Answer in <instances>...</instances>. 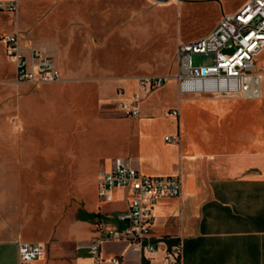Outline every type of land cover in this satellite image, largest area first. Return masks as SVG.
I'll return each instance as SVG.
<instances>
[{
	"label": "crops",
	"instance_id": "1",
	"mask_svg": "<svg viewBox=\"0 0 264 264\" xmlns=\"http://www.w3.org/2000/svg\"><path fill=\"white\" fill-rule=\"evenodd\" d=\"M54 65L58 70L55 62ZM10 66L14 74L11 63ZM129 82L133 86H128ZM62 83L72 84L68 80ZM19 85L15 92L25 84ZM173 87L178 104L188 103L189 111L193 104L196 112L203 111L214 118L223 117L238 104L182 99L184 95H178L174 83ZM162 88L147 95L139 105L138 117L130 118L121 116L116 105L133 92L134 81L118 84L101 78L96 85L94 117L102 138L96 139L84 154L98 164L93 185L97 173L108 170L116 158L145 177L178 176L181 183L177 198H163L153 206L149 242L157 256L148 261L132 252L127 242L106 241L99 247L101 264H111L109 260L113 258L119 264H163L162 253L177 244L181 247V264H264V152L246 149L244 128H237L232 136L224 132L223 126L187 127L181 123L179 128L178 117L168 116L171 110H177L179 116L178 109L165 106L156 113L151 104L146 105V100ZM117 89L122 94H117ZM106 104L120 116H98L96 110ZM9 107L12 125L0 121V131L8 128L15 137L22 133L26 119L32 122L40 115L36 103L21 97H15ZM175 134L177 142L164 141ZM37 150L38 145L33 143L0 141V264H17L18 242L46 245L43 259L31 264H92L87 246L102 228L122 227L117 218L126 211L125 194L114 191L110 203L101 202L122 204V209L110 211L117 214L113 218L98 206L93 210L99 209V213H93L79 205L74 209V219L47 227V214L55 209L45 200L52 187H42L44 192L39 193ZM49 176L47 172L44 181ZM39 197L42 200L37 205ZM62 210L58 207L57 213ZM88 214L98 216L88 219Z\"/></svg>",
	"mask_w": 264,
	"mask_h": 264
},
{
	"label": "rangeland",
	"instance_id": "2",
	"mask_svg": "<svg viewBox=\"0 0 264 264\" xmlns=\"http://www.w3.org/2000/svg\"><path fill=\"white\" fill-rule=\"evenodd\" d=\"M243 1L17 0L14 15L0 13V38L17 33L21 46L45 50L59 70L58 82L25 84L15 92V86L20 85L14 83L12 68L0 43V121L12 125L9 106L15 97L31 100L40 107L39 117L32 122L26 119L21 134L15 137L6 128L0 131V141L38 145L39 193L44 192L42 187H52L45 200L55 209L47 214V227L74 219V209L79 205L93 213H99L100 209L111 218L117 214L110 211L122 209V204L104 205L98 200L93 185L98 164L84 156L96 139L102 138L94 117L98 81L106 78L119 84L149 75L172 78L177 71V44L205 36L222 13L235 10ZM208 60L203 55L190 56L193 67L207 65ZM255 65L263 77L261 96L257 99L182 96V99L238 103L223 117L196 112L193 104L190 111L188 103L178 104L175 82L171 79L146 100V105L151 104L156 113H161L165 106L178 109L179 128L181 123L187 127L223 126L224 132L231 136L237 128H244L246 149L264 152V51L257 56ZM65 80L72 84L62 83ZM4 106L8 107L5 111ZM109 107L106 104L97 109V115L120 116ZM47 172L51 177L46 182ZM41 200L39 197L37 205ZM60 206L63 210L58 214ZM96 206L99 209L93 210Z\"/></svg>",
	"mask_w": 264,
	"mask_h": 264
},
{
	"label": "built area",
	"instance_id": "3",
	"mask_svg": "<svg viewBox=\"0 0 264 264\" xmlns=\"http://www.w3.org/2000/svg\"><path fill=\"white\" fill-rule=\"evenodd\" d=\"M17 0H0V13L14 15ZM3 51L14 70L16 84H51L60 80L52 57L43 49L19 44L17 33L0 38ZM264 51V0H245L236 10L222 14L215 25L203 37L176 46L177 71L172 78L158 75L141 76L134 80V90L118 101L117 111L123 117L137 118L140 103L151 92L162 88L171 79L178 95L212 97L217 99H257L261 94L262 75L255 62ZM209 57L207 65L193 67L190 56ZM117 94H122L117 89ZM215 99V98H214ZM168 116L177 118L178 111ZM178 135L166 136L164 141L175 143ZM181 183L178 176L145 177L130 168L122 159L111 161L108 170L96 175V197L102 203H110L114 191H122L126 197V211L117 218L121 228H102L97 238L87 246L92 264H101L99 247L106 241L127 242L132 252L150 261L158 252L149 242L153 223V206L163 198H177ZM17 264H31L41 260L46 253L44 243L18 242ZM163 264H181L179 244L162 253ZM109 263L119 264L118 259Z\"/></svg>",
	"mask_w": 264,
	"mask_h": 264
},
{
	"label": "water",
	"instance_id": "4",
	"mask_svg": "<svg viewBox=\"0 0 264 264\" xmlns=\"http://www.w3.org/2000/svg\"><path fill=\"white\" fill-rule=\"evenodd\" d=\"M153 2H156V3H165V2H168L170 0H151ZM220 97H227V96H215L214 98L217 99V98H220ZM236 98H239L238 96H235Z\"/></svg>",
	"mask_w": 264,
	"mask_h": 264
},
{
	"label": "trees",
	"instance_id": "5",
	"mask_svg": "<svg viewBox=\"0 0 264 264\" xmlns=\"http://www.w3.org/2000/svg\"><path fill=\"white\" fill-rule=\"evenodd\" d=\"M98 215H96V214H88L86 217L88 218V219H92V218H96Z\"/></svg>",
	"mask_w": 264,
	"mask_h": 264
},
{
	"label": "bare ground",
	"instance_id": "6",
	"mask_svg": "<svg viewBox=\"0 0 264 264\" xmlns=\"http://www.w3.org/2000/svg\"><path fill=\"white\" fill-rule=\"evenodd\" d=\"M260 96H261V94H260Z\"/></svg>",
	"mask_w": 264,
	"mask_h": 264
}]
</instances>
